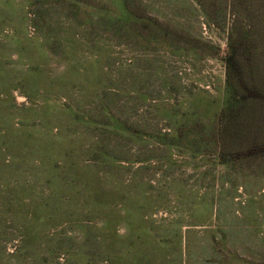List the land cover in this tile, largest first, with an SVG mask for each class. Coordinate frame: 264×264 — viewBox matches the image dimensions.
<instances>
[{
    "label": "rangeland",
    "instance_id": "1",
    "mask_svg": "<svg viewBox=\"0 0 264 264\" xmlns=\"http://www.w3.org/2000/svg\"><path fill=\"white\" fill-rule=\"evenodd\" d=\"M257 145L264 0H0V264H264Z\"/></svg>",
    "mask_w": 264,
    "mask_h": 264
},
{
    "label": "trees",
    "instance_id": "2",
    "mask_svg": "<svg viewBox=\"0 0 264 264\" xmlns=\"http://www.w3.org/2000/svg\"><path fill=\"white\" fill-rule=\"evenodd\" d=\"M226 61H227V67H228V75L231 77L233 73H235L239 79H242L243 77L242 68L238 67V61L236 59V54L235 52H233V50H229V54L226 58ZM257 95H259V91L256 90L254 92V95H252L251 97H257ZM263 148H264V145H257L247 150L239 151V152H221L220 155L224 161H236L243 157H249V156L259 154L261 153L260 151Z\"/></svg>",
    "mask_w": 264,
    "mask_h": 264
}]
</instances>
